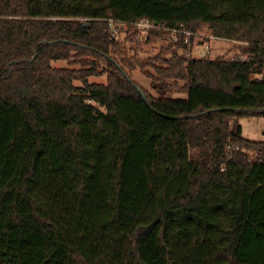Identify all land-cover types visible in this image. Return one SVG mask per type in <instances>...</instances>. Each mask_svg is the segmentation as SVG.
I'll list each match as a JSON object with an SVG mask.
<instances>
[{"label":"trees","instance_id":"1","mask_svg":"<svg viewBox=\"0 0 264 264\" xmlns=\"http://www.w3.org/2000/svg\"><path fill=\"white\" fill-rule=\"evenodd\" d=\"M141 22L168 42L146 60ZM164 30L245 46L197 58ZM247 117H264V0H0V264H264Z\"/></svg>","mask_w":264,"mask_h":264},{"label":"rangeland","instance_id":"2","mask_svg":"<svg viewBox=\"0 0 264 264\" xmlns=\"http://www.w3.org/2000/svg\"><path fill=\"white\" fill-rule=\"evenodd\" d=\"M113 28H115L116 30H114ZM119 28L125 29L123 26H120ZM119 28L118 27L111 28V30H113L114 32L113 35L114 37L117 36L119 38V42L121 43V45L127 49L130 55H132L136 48L135 42H137V39H135V42H132V41L127 42L125 40L126 35H124L122 32L123 30H121V32L118 33L117 35ZM137 28L141 30V32L137 31L139 33L137 34L142 37V40H140L142 41L140 43V46L142 49H141V52L138 53L139 58L143 60L152 58L156 54H158L161 49H164L168 46V42H166V40L164 41L161 38H156L154 44L147 43V37L149 35V32H148L149 30L145 31L146 26L144 25H140ZM196 35L198 37L194 38L192 49H193V56L197 58L228 59V58L234 57L236 55V52L245 46L244 44L237 43V42L231 43V42H222V41L203 39V36H208V32L205 30L202 32L196 33ZM206 40H209L210 42H206ZM203 42H205V44H208V50L205 49L206 45L204 46L201 45ZM56 66H61V64H56ZM130 77L132 81L135 83V85L138 86L143 91L149 93L151 96L157 99L159 97H162L158 94L157 89H153L151 87L150 79L146 78L144 75H142L138 71L131 73ZM89 83L103 84L105 83V77L90 78ZM75 85H79V83H75ZM163 98L171 99V100H185L186 95L173 90L170 93L166 94ZM238 124L241 127L242 137L244 139L251 141V142H264V117L241 118L239 119Z\"/></svg>","mask_w":264,"mask_h":264},{"label":"built area","instance_id":"3","mask_svg":"<svg viewBox=\"0 0 264 264\" xmlns=\"http://www.w3.org/2000/svg\"><path fill=\"white\" fill-rule=\"evenodd\" d=\"M140 25H144V26H146V28H145V31L146 30H160L161 28H159V27H157V26H152V25H148L147 23H143V22H141V23H137V24H133V26L134 27H139ZM137 30L139 31V32H141V30L139 29V28H137ZM164 31H167V32H169L170 34H172V36H171V42L173 43V44H177V41H178V39H177V37H176V33H179L181 36H183V45H185V46H189V40H191V38H197L198 36L196 35V34H192V33H188V32H182V31H180V32H174V31H170V30H164ZM139 34V33H138ZM203 39H209V40H214V41H222V42H231V43H236V42H234V41H231V40H226V39H220V38H216V37H212V36H203ZM207 42V41H206ZM201 45H206L205 46V49L206 50H208V44H205V42H203ZM206 52V51H205ZM232 58V57H231ZM242 57L239 55L238 56V59H241Z\"/></svg>","mask_w":264,"mask_h":264}]
</instances>
